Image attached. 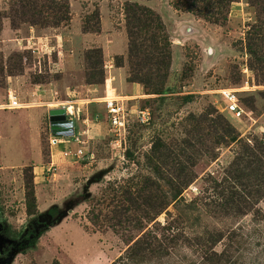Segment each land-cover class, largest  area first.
I'll use <instances>...</instances> for the list:
<instances>
[{"label": "rangeland", "instance_id": "374dc122", "mask_svg": "<svg viewBox=\"0 0 264 264\" xmlns=\"http://www.w3.org/2000/svg\"><path fill=\"white\" fill-rule=\"evenodd\" d=\"M30 1L22 9L21 0H0V264H92L98 258L111 264L129 242L110 229L94 228L87 214H97L96 204L113 190L134 192L147 180V194L158 198L156 204L164 193L171 201L149 228L158 234L169 228L176 244L168 257L146 264H204L193 245L203 232L213 236L212 250L221 264H264V197L242 215L224 216L218 205L222 189L215 185L226 178L242 145L252 146L264 135V0L233 2L223 24L185 11L180 0ZM50 1L67 2V23L53 24L45 7ZM128 2L148 9L160 22L149 21L136 31L132 57ZM132 67L140 75L150 69L166 76L159 86L154 76L150 85L131 82ZM86 73L101 83H87ZM132 86L140 92L133 93ZM222 89L237 94L244 110L240 119L227 113ZM106 93L120 98L128 114L120 147L106 119ZM9 96L22 107L2 110ZM33 107L50 109L42 126L41 109L22 110ZM56 109L76 123L81 142L68 146L73 153L82 148L85 157L56 155L35 180L32 165L19 164L34 160L39 128L47 161L49 114ZM142 109L150 112L148 124L136 118ZM96 124L101 134L93 139L87 131ZM230 130L236 140L217 143V136ZM181 167L195 178L179 194L171 183ZM24 172L45 204L33 215L26 211ZM63 214L76 220L69 224L72 238H49L48 230ZM40 217L49 222H39ZM77 225L88 236L79 237ZM137 235L131 231L125 239Z\"/></svg>", "mask_w": 264, "mask_h": 264}, {"label": "trees", "instance_id": "16d2710c", "mask_svg": "<svg viewBox=\"0 0 264 264\" xmlns=\"http://www.w3.org/2000/svg\"><path fill=\"white\" fill-rule=\"evenodd\" d=\"M237 1L180 0V7L212 23L223 24L227 21V13L229 12L231 4ZM50 3V5L45 7L53 14V24L59 26L62 23H67L70 20L67 2L50 1ZM27 6H31V1L21 0V8L25 9ZM29 12V10L22 11V17L24 18ZM40 12L37 11L35 13L40 16ZM94 15L98 19V13L95 12ZM125 21L130 38L129 55L132 57L136 46L132 43L131 38L136 34V31L148 27L150 22H156L157 24H160V22L148 9L129 2L125 8ZM87 22L85 21L84 23L87 24ZM86 28L84 27L83 30H86ZM98 31L99 28L96 32ZM98 51L97 49L92 50V53ZM152 64L157 67L160 65V63ZM136 68L132 67V72L128 77V80L131 82L137 81L145 85H150L153 84L152 76H154L156 80L155 86H159L162 84L164 76H166V74H161L157 70V74L154 75L150 69H147L144 75H140L141 70L137 71ZM86 81L90 84L101 83V81L94 80V77L89 73H86ZM230 133L234 134V131L230 130L229 133L225 132L224 135L217 136V143H225L226 138L230 142H234L236 136L233 135L232 137ZM184 171L185 168L181 167L180 175H177L174 182L171 183L179 194L187 189L195 178L192 172L185 173ZM225 176L226 178L220 184L215 183L217 187L222 189V193H219L218 205L221 210L220 212L224 216L242 215L252 207L256 200L258 201L264 197V135L260 141L256 140L252 146L247 144L242 145ZM24 177L26 211L28 215H33V211L36 209L33 184L32 180L27 179L25 172ZM147 183H149L148 180L140 187L134 188V192L123 187H120L118 190H113L108 195V199L107 196H103L96 204L98 210L96 208L95 210L97 214L92 211H89L87 214V219L94 228L98 230L110 229L113 233L121 237L124 242H129L124 253L111 264H146L152 260H160L168 257L169 251L176 244V236L174 237L170 231H167L169 228H161V231H166L164 234H158L149 228L150 224L170 206L171 201L168 195L164 193L161 203L159 205L156 204L158 198L147 194L146 190L151 186ZM102 206H105L108 212L104 213L105 210L99 208ZM131 231H136L138 235L130 239H125V233H130ZM193 245L201 254L200 258L204 264H221V258H218L212 250L215 244L213 236L209 233L203 232L200 236L195 237L193 239ZM52 264L59 263L57 260H54Z\"/></svg>", "mask_w": 264, "mask_h": 264}, {"label": "built area", "instance_id": "2783aa9c", "mask_svg": "<svg viewBox=\"0 0 264 264\" xmlns=\"http://www.w3.org/2000/svg\"><path fill=\"white\" fill-rule=\"evenodd\" d=\"M219 97L225 105L227 113L234 119H240L244 115V110L241 107L237 94L230 89H222L219 91ZM21 104L15 97H8L7 102L1 106L2 110H18ZM103 105L105 107L106 119L109 125V130L115 137L114 144L118 147L121 146L122 140L124 139L127 125H128V114L125 111L124 106L120 98L115 95H109L103 98ZM60 110V109H59ZM60 116H64V120H59ZM56 120L52 124L56 126V131L60 133L61 136H56L52 134L50 129V122L48 125V135H49V146L53 147L61 142L70 143L75 141L80 143L78 139V132L76 131V123L72 119L66 118V114H53ZM136 118L140 124H148L150 120V112L148 109H142L137 111ZM63 157L81 158L83 155L82 148H78L75 153L67 150L62 152Z\"/></svg>", "mask_w": 264, "mask_h": 264}, {"label": "crops", "instance_id": "0c3cea01", "mask_svg": "<svg viewBox=\"0 0 264 264\" xmlns=\"http://www.w3.org/2000/svg\"><path fill=\"white\" fill-rule=\"evenodd\" d=\"M43 91H44V89H43ZM131 91L133 93H135V94L140 92L139 89L137 87H135V86H132L131 87ZM28 109H41L42 110V116H41L42 124H41V126L43 125V121H45V119H46V117L48 115V112L50 111V109L43 108V107H33V108H27V109H22V110H28ZM40 131H41V128H39L38 133H37V137L39 139H40ZM99 134H101V131H99V124L94 125V127L92 128V130H88L87 131V136H89L90 138H93V139L98 138L97 136ZM39 139H38V142H36L37 149H36V152H35L34 160H31V158H30L29 160L24 161V162H21V164H19L21 166H27L28 164L29 165H32L31 168H32V173H34V175H35V180L38 178V177H36L37 173H42L45 167L46 168H49V165H50L49 163L50 162H54V157H56V155H61L62 152L67 151V150L71 151L70 148H69V146H68L69 143L61 142L60 144H58V146H63V148L61 150L58 149L56 151H51V147H50V155L47 156V161H43L44 159H43L42 153L40 151V144H41L40 141H41V139H40V141H39ZM10 165H12V164H10ZM4 167H7V166H4ZM35 196H36L35 197L36 198L35 200H36V204H37L36 208L38 210H40L41 208H44L45 207V204L40 202V198H39V195H38L37 192H36ZM41 205H43V206H41ZM76 210H77V208L71 209L69 214H74L76 212ZM72 222H75L76 223V220H73L72 217H71V215H64V216H62L61 218H59L55 222L54 225H52L50 227V230H48L47 235L49 236V238H51V236H53V235L59 236L60 238H62V237L63 238H67V237L72 238V236L70 234L71 233L70 232L71 230H70V225H69ZM72 224H74V223H72ZM77 229H79V231H78L79 232V235L76 232H72V233H76V235H78L79 237L88 236V235H86L84 233V231H82V229L80 228L79 225H77ZM100 262L101 261L98 258L97 261L96 262H93L92 264H100Z\"/></svg>", "mask_w": 264, "mask_h": 264}, {"label": "water", "instance_id": "95a60500", "mask_svg": "<svg viewBox=\"0 0 264 264\" xmlns=\"http://www.w3.org/2000/svg\"><path fill=\"white\" fill-rule=\"evenodd\" d=\"M53 114H61V115H63L64 114V111L62 110V109H56V110H52L51 112H50V114H49V122H50V129L52 130V134L53 135H56V136H61L60 135V133H58L57 131H56V126L54 125V124H52L53 123V121L54 120H56V119H59V120H64L65 118H64V116H60L59 118H56L55 119V117H52V115ZM65 214H63V215H60L59 217H58V219L59 218H61L62 216H64ZM38 221L39 222H49V219H47L46 217H40L39 219H38ZM1 225H0V231H1Z\"/></svg>", "mask_w": 264, "mask_h": 264}, {"label": "bare ground", "instance_id": "6f19581e", "mask_svg": "<svg viewBox=\"0 0 264 264\" xmlns=\"http://www.w3.org/2000/svg\"><path fill=\"white\" fill-rule=\"evenodd\" d=\"M107 86H108V84H107ZM21 107H22V105L19 106V108H21ZM19 108H18V109H19Z\"/></svg>", "mask_w": 264, "mask_h": 264}, {"label": "flooded vegetation", "instance_id": "af4514ba", "mask_svg": "<svg viewBox=\"0 0 264 264\" xmlns=\"http://www.w3.org/2000/svg\"><path fill=\"white\" fill-rule=\"evenodd\" d=\"M0 258H1V251H0Z\"/></svg>", "mask_w": 264, "mask_h": 264}]
</instances>
